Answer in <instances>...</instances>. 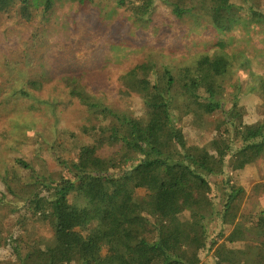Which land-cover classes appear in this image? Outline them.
<instances>
[{
    "label": "trees",
    "instance_id": "trees-1",
    "mask_svg": "<svg viewBox=\"0 0 264 264\" xmlns=\"http://www.w3.org/2000/svg\"><path fill=\"white\" fill-rule=\"evenodd\" d=\"M15 1L0 0V15ZM56 1L43 0V12ZM113 1L140 28L154 27L160 0ZM165 1L176 18L201 20L219 34L238 25L264 29V5L257 0ZM21 2L29 20L32 3ZM250 60L223 38L213 50L180 61L149 56L119 77L125 96H139V115L105 102L80 75L68 74L66 105L76 104L88 115L64 135L52 130L62 119L59 102L36 99L37 79L27 82L29 88H15L12 101L30 103L25 119L32 110L37 127L32 151L23 149L13 166L0 168V264H202L209 239L212 244L221 238L216 264H264V208L247 214L242 231L246 190L224 178L227 166L239 170L264 157V73L250 69L249 87L263 98L262 117L253 123L243 122L239 112L232 116L240 85L231 83L228 90L225 84L236 63L238 69L251 67ZM42 105L50 111L45 120L33 114ZM185 110L200 124L221 110L225 115L215 136L201 145L189 142L176 123ZM218 175L220 208L204 200L210 178ZM213 220L218 238L209 237Z\"/></svg>",
    "mask_w": 264,
    "mask_h": 264
},
{
    "label": "rangeland",
    "instance_id": "rangeland-1",
    "mask_svg": "<svg viewBox=\"0 0 264 264\" xmlns=\"http://www.w3.org/2000/svg\"><path fill=\"white\" fill-rule=\"evenodd\" d=\"M15 2L7 13L0 15V168L13 166L14 158L21 156L23 149H33L32 136L37 125L32 122V110L31 116L25 119L29 102L15 104L12 101L11 94L15 88H29L27 82L37 79L40 86L33 89L36 99L41 103L46 99L59 102L62 119L52 130L64 135L68 127L77 129L88 115L85 109L77 108L76 104L66 105L67 92L63 88L66 75H80L94 95L139 115L143 113L141 100L135 94H123L119 84L122 73L149 56L180 61L195 51L213 50L219 38L228 42V48L251 58V67L238 69L239 64L236 63V69L226 78L228 90L231 83L240 85L237 88L241 92L240 104L231 111L232 116L239 112L245 123H253L262 117L263 98L260 90L249 87L252 83L250 69L264 73V29L258 25H238L224 35L219 34L201 20L196 22L176 18L165 0L159 1L154 27L149 31L136 25L130 12L117 7L113 0L88 3L58 0L46 13L43 12V0H30L31 18L26 20L21 13V0ZM257 2L262 8L264 0ZM230 106L227 103L224 109ZM33 114L45 120L50 111L42 105ZM224 115L221 110L206 116L205 122L200 124L193 111L185 110L177 114L175 120L189 142L202 145L215 136L217 131L214 128L224 119ZM239 120L236 115L234 122ZM236 138L239 146L241 140ZM45 159L49 162L50 155L45 154ZM226 177L246 190L241 209L244 215L239 222L241 230L245 231L243 224L247 222V214H255L264 208V157L239 170L232 171L227 166ZM222 178L223 175L212 176L211 192L204 195V200H212L216 208L221 207L224 195L220 184ZM216 224L215 220L211 221L209 237L218 234ZM223 239L212 244L209 239L202 264H216V252L220 249L218 244ZM255 240L259 241L258 238Z\"/></svg>",
    "mask_w": 264,
    "mask_h": 264
}]
</instances>
